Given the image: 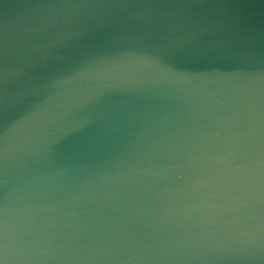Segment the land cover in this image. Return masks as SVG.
Listing matches in <instances>:
<instances>
[{"label":"clouds","instance_id":"obj_1","mask_svg":"<svg viewBox=\"0 0 264 264\" xmlns=\"http://www.w3.org/2000/svg\"><path fill=\"white\" fill-rule=\"evenodd\" d=\"M206 2L0 0V264H264V31Z\"/></svg>","mask_w":264,"mask_h":264},{"label":"water","instance_id":"obj_2","mask_svg":"<svg viewBox=\"0 0 264 264\" xmlns=\"http://www.w3.org/2000/svg\"><path fill=\"white\" fill-rule=\"evenodd\" d=\"M187 10L245 20L258 31H264V0H207L205 5H197Z\"/></svg>","mask_w":264,"mask_h":264}]
</instances>
